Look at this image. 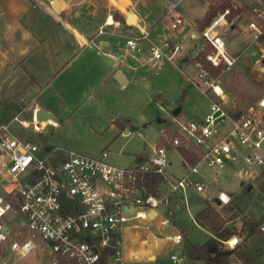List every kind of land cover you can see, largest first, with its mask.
<instances>
[{"label":"built area","instance_id":"2783aa9c","mask_svg":"<svg viewBox=\"0 0 264 264\" xmlns=\"http://www.w3.org/2000/svg\"><path fill=\"white\" fill-rule=\"evenodd\" d=\"M225 1L230 8L218 13L201 32L214 50L206 55V62L212 67H218L221 61L228 66L232 64L224 54L225 42L217 31L221 23H226L231 10L237 12L233 20L240 19L253 42L261 46L260 56L264 60V0ZM179 2L163 0L166 16L177 9ZM170 19L172 31L184 24L181 16ZM123 51L134 61H143L153 69L178 61L181 64L193 62L197 57L195 50L181 54L184 49L178 42L154 43L146 30L127 36ZM195 68L204 85L216 98H222V90L207 80L200 63H196ZM203 94L211 104L201 123L174 120L170 125L175 135L166 140L167 146H155L146 161L125 167L110 164L106 150L95 157L73 152L59 154L57 149L19 137V132L11 130L10 125L34 135L45 128L37 120L36 111L26 120L21 118V113L14 114L9 123L0 128V246H6L4 251L16 253L20 258L39 247L42 252H48V264H131L124 256L127 227H135L132 225L135 221L154 220L155 210L159 206L166 209L168 198L175 199L173 195L177 191L192 187L202 193L204 184L190 177L198 175L204 164L222 169L226 161H234L241 154L250 168L257 169L243 172L242 177L260 176L264 170V116L261 112L264 96L255 107L232 117L206 91ZM218 120L227 122L228 128L216 138ZM164 133L160 131L161 136ZM181 146L194 149L201 154V159L195 166L187 165L185 175L174 181L166 175L171 165L169 153L177 152ZM215 177L218 180V176ZM152 178L155 183L150 192ZM162 187L168 189L163 197L158 192ZM214 198L223 206L229 203L225 192H218ZM160 224L169 227L171 220L163 218ZM257 228L264 238V219ZM14 230L21 232L23 239L13 240ZM166 238L174 245L182 241L179 233ZM230 242L227 245L235 247L236 242ZM169 258L174 264L184 261L182 252H173Z\"/></svg>","mask_w":264,"mask_h":264},{"label":"rangeland","instance_id":"374dc122","mask_svg":"<svg viewBox=\"0 0 264 264\" xmlns=\"http://www.w3.org/2000/svg\"><path fill=\"white\" fill-rule=\"evenodd\" d=\"M37 1V2H36ZM39 6L47 5L57 0H36ZM65 8L54 12L55 16L73 25L79 29H86V21L94 20L97 24L105 18L108 0L99 1L95 6V14H86L90 3L93 0H58ZM130 5L131 12L139 19L140 25H143L149 33V38L154 43L161 44L164 41L180 43L184 49L181 54L195 50L197 53L196 61L179 64L187 77L181 76L171 64H166L163 69H153L137 76V79L144 77L145 81L137 83L135 86L129 85L124 92H116L115 103H107L104 109L98 113V118L87 120L77 119L72 115L60 112L64 119L61 122L55 119L42 122L44 131L38 135L19 131L15 125H10V129L19 132V137L33 139L36 143L48 146L51 149H57L60 153L73 152L77 155L86 157H95L103 150L108 152V162L113 165L125 167L127 160L138 161V157L144 152L150 157L151 149L155 147L159 137V131L169 126L174 120H187L194 123H201L210 111V101L203 91L214 99L228 114L232 116L235 109L244 112L250 107H255L259 97L264 92V60L261 58V46L253 42L251 34L245 30L244 23L240 19L232 20L231 23H221L217 31L225 42V56L232 62L226 65V69L219 76H212L210 67L199 56L201 52L208 54L214 53L213 48L202 37L199 28L196 26L210 6H217L223 3V0H180L177 9L166 16L163 8V0H121ZM130 1V2H129ZM79 2H83L81 6ZM220 2V3H219ZM228 2V1H226ZM229 3V2H228ZM114 14H121L128 25H119L114 32L115 39L123 36H135L136 32L131 26L132 22L127 14L120 13L114 7ZM181 16L184 20L183 26L172 31L170 28V17ZM92 18V19H91ZM215 18V17H214ZM213 18V19H214ZM212 19V20H213ZM137 21V20H136ZM135 24V23H133ZM100 30H97V33ZM103 32L105 30L103 29ZM191 33L195 36L190 37ZM156 43V44H157ZM121 48L122 45L120 44ZM123 49V47H122ZM200 65L206 71L207 80H211L219 86L223 92L222 98H216L210 88L204 85V80L200 79L195 68V64ZM150 67V66H149ZM157 74V75H156ZM186 78V79H185ZM191 79L193 84H188ZM187 80V81H186ZM183 83L186 86L182 88ZM9 92L6 88L0 92V128L7 125L11 117L16 113H21L22 119H30L34 111H30L28 102H18L17 105H8L1 108L2 103L9 102ZM180 112V117L175 111ZM264 116V108L261 109ZM216 138H219L228 128L227 122L218 120ZM124 130L121 131V127ZM116 127V129L114 128ZM119 127V129H118ZM118 130V131H117ZM128 132V133H126ZM0 134L2 131L0 130ZM161 136V135H160ZM168 137V136H166ZM168 145V144H166ZM264 153V142L262 143ZM169 160L172 163L166 169V175L171 180L181 179L186 172L187 165L181 166L179 157L176 153L169 154ZM124 162V163H123ZM128 166V165H127ZM207 168L204 176L207 182L201 181L197 175H191L193 181H200L204 184V191L197 193L192 187L186 190L177 191L172 198H168L166 209L159 206L156 211V218L152 221H135L132 228H127L124 236V256L128 262L129 251L134 249H148L154 246L156 251L155 260H142L140 264H174L169 256L170 254L182 252L186 241L194 244H203L212 236L211 233L201 229L193 220L196 213L205 207V201L214 207L228 221L226 228L230 230L231 236L224 241L226 249H232L227 245L228 241L236 240L237 248L230 264H263L264 263V238L258 232V224L264 219V195L258 189V183L261 177L244 178L242 173L245 171H257L256 168H250L243 160L241 154L234 161H226L224 167H206L204 164L200 169ZM215 175L218 176L216 180ZM225 192L229 198V206L233 207L227 210L226 205L217 206L213 202V197L218 192ZM159 196H165L168 193L166 187H162ZM172 197V196H171ZM231 204V205H230ZM228 206V207H229ZM170 217V218H169ZM163 218L171 220V226L164 227L160 224ZM252 232L250 231V229ZM25 234V232H23ZM176 233L181 234L182 241L174 245L165 237ZM25 235L24 237H26ZM154 237V240H153ZM13 240L23 239L21 232L14 230ZM147 240L146 245L142 244ZM132 241V244L130 243ZM6 246H4L5 248ZM0 246V264H48V252L41 251L36 247L26 257L20 258L13 252L4 251ZM234 248V247H233ZM250 256L253 260L245 262L244 256ZM184 257L181 264H191ZM198 264V263H193Z\"/></svg>","mask_w":264,"mask_h":264},{"label":"crops","instance_id":"0c3cea01","mask_svg":"<svg viewBox=\"0 0 264 264\" xmlns=\"http://www.w3.org/2000/svg\"><path fill=\"white\" fill-rule=\"evenodd\" d=\"M35 1L0 0V92L6 88L9 92L7 98L11 97L9 102L2 103V109L8 105H17L18 102L29 101L30 111H45L58 122L64 119L60 112L64 114L73 112L68 117L74 116L81 120L98 118V113L104 109L105 104L118 101L115 98L116 92L122 93L129 85L135 86L145 81L144 77L137 79V76L150 71L151 67L143 61H134L123 51L124 39L127 36L115 39L114 33H111L121 24L128 25L125 18L122 23L115 22L111 8L127 14V17L128 14H132L133 18H137L131 12L130 5L121 0H108L105 18L98 21L100 31L97 33V23L94 20H90L89 23L86 21V29H79L56 17L51 9L52 2L48 7L39 6ZM93 1L86 14H95L91 11L95 10V5L99 1ZM57 2L63 10L65 5L58 0ZM82 3L79 2L78 5L81 6ZM109 18L112 20L111 25H107ZM129 25L131 26L125 27L133 26L136 35L141 30H146L140 25L138 18L136 24ZM193 36L195 35L191 33L190 37ZM179 64L181 62L178 61L170 67L181 76L187 77L178 68ZM165 67L167 65L160 69ZM117 74L120 76L119 81L115 78ZM187 82L193 84L191 79ZM145 85H148L146 81ZM184 86L186 83H183L182 88ZM175 113L180 117L178 110ZM45 123L47 125V122ZM120 129L122 131L124 127ZM171 152L178 155L180 165L184 166L178 152ZM148 157L144 152L138 157L137 162L127 160L124 166L142 163ZM206 169H200L197 175L204 182H207L204 176H208ZM130 243L132 244V241ZM147 243V240L142 241L144 245ZM156 251L154 246H149L146 250H131L129 263L140 264L142 260L149 261L151 258L155 260Z\"/></svg>","mask_w":264,"mask_h":264},{"label":"trees","instance_id":"16d2710c","mask_svg":"<svg viewBox=\"0 0 264 264\" xmlns=\"http://www.w3.org/2000/svg\"><path fill=\"white\" fill-rule=\"evenodd\" d=\"M230 8V4L228 2H223L217 6H210L206 10L203 18L198 21L197 27L200 31H203L206 27L209 26L212 19L218 14L223 12L225 9ZM237 15V12L231 10L230 15L227 16L226 21L231 23L232 20ZM114 19L123 22L122 17L118 14H114ZM207 53L201 52L199 56L205 61ZM205 63L210 67V71L212 72V76L216 77L221 75V73L226 69V65L224 63H220L218 67H212L209 63L205 61ZM259 97L261 99L264 96V92ZM243 113V112H242ZM241 114L240 110L235 109L232 117H237ZM164 134L161 136L156 143L158 145H166L170 137L174 136L175 133L171 127V125L164 128ZM168 136V137H166ZM167 146V145H166ZM170 148V146L168 147ZM172 150V148H170ZM178 154L182 158V162L184 165L195 166L201 159V154H198L192 148H185L183 146L177 149ZM261 180L258 183L259 191L264 195V170L260 174ZM151 184L149 185L150 192H153V185L155 183V178H152ZM230 203V202H229ZM228 203V204H229ZM227 204V205H228ZM231 205V204H230ZM229 206V205H228ZM226 206L227 210L233 209V207ZM225 207V206H224ZM194 222L201 229L212 234L210 238H208L203 244H194L192 242L186 241L183 246V255L185 256L188 262L198 263V264H230L232 258L236 253L237 248L226 249L223 245L224 241H227L231 236L230 230L226 228L227 220L222 216L220 212H218L214 207L208 204L205 201V207L200 212L194 215ZM252 232L251 228H249ZM237 245V243H236ZM244 256V255H243ZM254 259V258H253ZM250 256H244V260L246 263L253 260Z\"/></svg>","mask_w":264,"mask_h":264},{"label":"water","instance_id":"95a60500","mask_svg":"<svg viewBox=\"0 0 264 264\" xmlns=\"http://www.w3.org/2000/svg\"><path fill=\"white\" fill-rule=\"evenodd\" d=\"M51 9L54 12H58L59 9H60V4L57 1H53L51 3ZM115 78L119 81V79H118V78H120L119 74H117ZM36 118H37L38 121H41V122H46V121H52L53 120L52 116L49 113L45 112V111H37L36 112ZM232 156H234V154H232ZM214 203L217 206L221 205L220 201L217 198H214Z\"/></svg>","mask_w":264,"mask_h":264},{"label":"bare ground","instance_id":"6f19581e","mask_svg":"<svg viewBox=\"0 0 264 264\" xmlns=\"http://www.w3.org/2000/svg\"><path fill=\"white\" fill-rule=\"evenodd\" d=\"M128 17H129V20L132 22V23H135L136 24V18H133L132 14H128ZM112 24V20L109 18L108 19V22H107V25H111ZM142 32V30H141ZM218 92H219V89H216ZM166 238V237H165ZM167 239V238H166ZM233 241L236 242V240L234 239ZM233 241L231 240L230 244H234Z\"/></svg>","mask_w":264,"mask_h":264},{"label":"snow or ice","instance_id":"6c2138e0","mask_svg":"<svg viewBox=\"0 0 264 264\" xmlns=\"http://www.w3.org/2000/svg\"><path fill=\"white\" fill-rule=\"evenodd\" d=\"M233 243H235V241H233Z\"/></svg>","mask_w":264,"mask_h":264}]
</instances>
